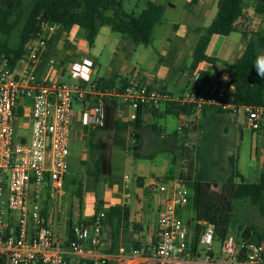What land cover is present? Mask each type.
Here are the masks:
<instances>
[{
    "label": "built area",
    "instance_id": "2783aa9c",
    "mask_svg": "<svg viewBox=\"0 0 264 264\" xmlns=\"http://www.w3.org/2000/svg\"><path fill=\"white\" fill-rule=\"evenodd\" d=\"M61 30L59 24L41 22L14 67L7 60L0 61V264H71L67 255H82L88 247L100 258L77 264H107L106 251L111 244L105 234V212H100L90 225H74L67 248H62L50 224L51 216L38 202L44 187L64 195L75 101L83 106L85 126L94 129L105 127L108 102L114 98L145 114L176 103L191 105L198 112L215 108L232 116L243 109L253 131L264 128V106L238 109L226 101L223 92L173 95L150 81L101 90L92 81L95 62L85 51L81 52V64L70 67L71 78L77 82L51 79L43 59L50 41ZM161 191L168 196L158 212L157 233L151 243L153 256L148 264H264V241L248 242L233 235L222 242V261H214L211 253L216 227L207 221L201 223L200 237L205 258H191L188 229L178 216L180 209L189 206V190L179 182L169 193L166 186ZM31 199L35 201L30 208ZM120 252L127 254L125 249ZM129 255L140 256L142 252L133 249Z\"/></svg>",
    "mask_w": 264,
    "mask_h": 264
},
{
    "label": "rangeland",
    "instance_id": "374dc122",
    "mask_svg": "<svg viewBox=\"0 0 264 264\" xmlns=\"http://www.w3.org/2000/svg\"><path fill=\"white\" fill-rule=\"evenodd\" d=\"M24 1L23 12L12 19L14 23L19 24L11 35L10 40L14 44L19 42L20 30L33 5L32 0ZM122 1L127 12L137 14L142 12L148 1L164 6V20L162 24L156 26L150 46H137L123 35L113 32L111 28L103 27L95 46L91 48L85 45L83 48L81 42L85 40V31L81 28L75 30L76 28L73 27L69 33V42L76 43L77 49L63 47L64 39H61L47 59L45 66L50 64L59 72L63 68L66 69V74L62 75L61 80L75 83L77 81L71 78L69 68L72 65L81 64V52L85 51L95 62L92 81L114 78L118 86L122 81L146 83L148 79H152L158 82L165 72L163 84L170 91L176 92V81L182 79L177 74L181 58L179 56L182 51L190 49L191 42L195 46L198 41V34L192 31V27L207 26L211 22L212 14L206 15L207 12L203 8L205 5L202 8L191 7L192 0ZM257 3V0H244V7L254 18L253 29L264 31V15L255 12ZM213 12L214 14L218 12L217 5ZM174 24L188 28L190 40L183 43H180L181 38L169 40L177 30ZM239 38L245 41L241 33L233 34L229 40L235 42L239 41ZM183 57L186 59L184 66H187L190 54ZM73 112L76 125L73 127L69 142L68 173L65 179L64 195L52 191L49 187H44L38 199L39 204L51 216L50 224L55 237L57 239L59 237V242L67 241L71 225L77 224L81 218L82 220L87 219L94 209L95 211L100 209L101 205L97 199H101L107 191H113L114 183H121L125 176H128L132 192L145 196L147 204L153 205L156 202L159 205L168 196L167 193L161 191V187L166 186L169 193L174 185L181 182L180 177L183 171L188 170L185 158V150L188 148L193 151L194 177H199L203 182L214 181L217 184L214 190L221 192L226 199L233 214L231 234L235 237L241 236L239 229L247 226H256L264 233V217L259 209L249 201L231 199L224 191L226 180L231 173L230 157L237 159V168L245 177L248 174L252 175L258 166V161L252 160L251 154L255 147L259 149L263 147L262 129L258 132L254 131L251 143L250 131L246 130L248 128L245 123H239L238 126L228 124V133L223 130L218 131L215 137L216 132L212 131V123L204 125L202 132L205 134H197L194 130L179 129V119L175 116H167L156 121L160 130L158 133L152 128H143L140 131L142 150L140 149L138 154L141 158L136 161L131 151L133 144L131 129L114 134V131L95 130L91 126H85L82 116L83 106L77 101L74 102ZM243 113L242 109L241 114L244 115ZM134 114L131 108L121 103L117 119L123 122L125 119H132ZM27 129L31 130L29 126ZM255 133H258L257 136ZM26 137L29 140L31 133L28 132ZM99 142H104L109 146L107 153H111L112 176L102 177L98 182L92 174L96 169L97 158L103 153V150L95 147ZM137 165L139 174L142 176L140 178L134 175ZM248 178L252 182L251 177ZM138 181H146V184L155 185L158 189L152 193L148 186L143 187L138 184ZM188 190L191 198L193 190L189 188ZM34 201L31 199L30 208ZM187 208L188 212L193 215L192 220L186 223L187 228L193 230L198 221L191 204ZM199 224L202 227V224ZM221 247V242H214L213 250L216 255L221 251ZM199 254V260H203L206 251L202 244H199Z\"/></svg>",
    "mask_w": 264,
    "mask_h": 264
},
{
    "label": "trees",
    "instance_id": "16d2710c",
    "mask_svg": "<svg viewBox=\"0 0 264 264\" xmlns=\"http://www.w3.org/2000/svg\"><path fill=\"white\" fill-rule=\"evenodd\" d=\"M255 12L264 15V0H257ZM33 5L19 33V42H11V35L18 27V23L13 22V17L23 12L25 7L24 0H0V61L7 60L10 66L22 58L25 45L34 38L38 32L41 22L59 24L62 30L57 33L50 41L48 50L43 59V67L47 59L56 48V44L61 39L63 47L73 49L69 42L70 31L73 27L81 28L85 31V40L89 47H94L96 40L103 27H109L115 33L121 34L131 40L135 45L150 46L156 26L162 24L165 17L163 5L148 1L146 7L140 14L129 13L124 7L122 0H32ZM198 0H193L191 7L197 4ZM246 10L244 0H219L218 13L208 27L198 29L199 39L194 47L193 64L195 69L202 62L214 64L218 59L206 55V49L213 35L230 36L239 32L246 41L245 49L241 57L236 59L231 65L233 76L229 88L223 91L226 101L240 109L246 106H264V76L260 75L259 59L264 57V31L253 29V24H244ZM209 78L208 71H202L199 75V88L192 89L194 93H199ZM101 90L111 88H123L128 84L122 81L118 86L114 78L101 79L96 81ZM118 99L109 100L107 106V119L104 131H121L131 129L133 144L131 151L133 156L138 159V152L141 149L140 131L144 128L142 110L136 111L135 119L130 123L116 119ZM209 109L205 108L204 110ZM215 109V108H212ZM203 110V111H204ZM222 112L219 109H215ZM197 110L191 106L181 104L167 105L160 111H154L152 116L158 120L167 116L179 117L185 115L193 117ZM223 113V112H222ZM116 142V139H114ZM119 144V143H117ZM123 145V144H122ZM96 148L103 150L97 158L95 171L92 174L99 182L102 177L112 176L111 153L108 144L99 142ZM185 158L188 170L181 174V183L190 190L193 196L189 197V205L194 209L196 220L199 223L207 221L216 227L215 238L219 242L232 235L230 226L233 221V214L228 207L226 199L221 192L214 188L217 184L213 182H203L199 177H194V157L192 149L185 150ZM231 173L225 183L224 191L233 200H245L256 206L264 217V174L261 182L251 183L246 181L244 176L237 168V159L230 157ZM111 180V179H110ZM239 180V181H238ZM119 208L111 207L106 212V220L114 218V211ZM100 210L98 209L97 212ZM122 211V210H121ZM91 221H84L80 224L90 225ZM74 225H71L70 230ZM241 236L239 240L248 242L264 241V233L256 226H247L239 229ZM69 244V240L66 245ZM199 242L195 240L192 244V253H197Z\"/></svg>",
    "mask_w": 264,
    "mask_h": 264
},
{
    "label": "crops",
    "instance_id": "0c3cea01",
    "mask_svg": "<svg viewBox=\"0 0 264 264\" xmlns=\"http://www.w3.org/2000/svg\"><path fill=\"white\" fill-rule=\"evenodd\" d=\"M193 1V0H192ZM153 2V1H152ZM156 3V2H155ZM219 0H198L197 4L193 6L194 8H202L203 5H205L203 8L206 10V15L212 14L211 22L207 26H197L195 28L192 27V31L194 33L198 34L199 39V33L198 29L202 27H208L211 25L213 20L215 19L217 13L214 14V8L217 5L218 6ZM246 20H244V24L254 23V18L250 16L249 11L246 10L245 14ZM174 27L177 28L176 33L170 37L169 40H178V38H181L182 40L180 43H183L186 40H190V30L188 28H183L180 24H174ZM77 30L78 27H75ZM79 30V29H78ZM239 32L233 33L238 34ZM230 36H221V35H213L211 37L210 43L206 49V55L211 58L218 59V62L211 64L208 62H202L198 65L197 68H193V55H194V47L193 42H191L192 46L189 50L182 51V54H180L179 57V69L178 73L182 79H179L176 81V92L170 91L164 84V77L165 72L162 74L160 81L156 82L155 80L148 79L147 81H150L154 87H157L161 90L168 91L169 93L173 95H179L183 94L186 91L197 89L199 88V75L202 71H208L209 72V78L206 83V85L201 88L199 93L202 94H208V95H215L218 93L223 92L230 86V82L233 76L232 70L230 69L229 65H231L236 59L242 56L246 41L239 38V41H230ZM98 39V38H97ZM184 39V40H183ZM70 40V39H69ZM85 41V42H84ZM97 41V40H96ZM71 45L77 49V44L70 41ZM197 43V42H196ZM83 45V48L85 45H88L86 40H83L81 42ZM96 44V43H95ZM95 46V45H94ZM82 47V46H81ZM186 54H190V59H188L187 66H184V63L186 59H184ZM182 61V63H181ZM45 71L48 72L49 78H60L62 75L66 74V69H62L61 72L59 70L52 68L51 66L47 67L45 66ZM70 70V68H69ZM186 77V79L184 78ZM99 81V80H98ZM129 83V82H128ZM121 100L118 99V108L116 113V119L118 116V110L121 105ZM133 110V109H132ZM134 111V110H133ZM135 112V111H134ZM244 115L241 114V111L238 112L237 115L232 116L229 113H222L215 109L209 108L201 112H197V114L193 117H187L185 115H181L177 117L179 119V129L183 131L194 130L197 134H205L202 132V129L205 124H213L212 131H215L214 133L215 137H217L218 131H224L225 133H228L229 131V125L228 124H234L235 126H238L239 123H245L247 128L246 130L250 131V140L251 143L253 141V134L254 131L250 128L247 122V117L245 113ZM136 112L132 119H125V123H130L135 119ZM144 121V128H152L154 131L156 130L157 133L160 131L158 129V125L156 124V119L152 116V113H146L143 116ZM123 121V122H124ZM76 125V121L74 123V126ZM73 126V127H74ZM98 130V129H95ZM264 133V128L262 129ZM113 132V131H111ZM258 132V131H257ZM115 134V131H114ZM244 134V133H243ZM256 136L258 133H255ZM209 135V132H208ZM163 136V134H162ZM166 138V137H165ZM218 139L216 138V141ZM141 150H142V144L140 141ZM135 158V157H134ZM141 158V155L139 154V158L135 160H139ZM251 159L254 161H258V166L253 171L252 175H249L244 178L246 181H249L248 177H251V183H260L262 175L264 174V144L262 149H259L257 147L254 148L251 154ZM111 166H112V158H111ZM239 166V164H238ZM138 165L136 167V173L134 174L137 178H140ZM126 177V176H125ZM115 181V180H114ZM146 181H138V184H140L143 187L148 186L150 189V192L154 193L157 191V186L155 185H148L145 183ZM131 184L128 182V180L123 179L118 183H114V190L111 192H106L104 196L101 199H97L99 205H101V208L99 209V212H107L111 207L119 208V210L114 211V218L106 220V229L105 234L110 242V248L107 253V264H148L150 259L153 256V252L151 250V243L153 239L155 238V235L157 233V221H158V212L161 210V208L166 204L167 197L162 200V202L158 205L156 202L154 204H147L145 202L146 197L141 196L139 194H136L135 192H132L131 190ZM188 208L180 209L178 211V216L182 219L184 224L187 227V221L190 222L192 220V214L188 212ZM122 210V211H121ZM99 213L97 210L92 212V214L85 220H82V218L79 220L77 224H80L84 221H91L93 218H95ZM74 224V225H77ZM188 229V228H187ZM190 229V228H189ZM189 240L191 244V250H190V257L200 259L199 254V244H200V237L203 231V228L200 226L199 222L195 224V228L193 230H189ZM70 235V229L68 232V239L66 242L61 243L59 242V246L62 248H67L66 243L69 240ZM198 241V250L197 253H192V244ZM58 241L59 237H58ZM216 242H218L216 240ZM121 249H125L127 251V254H122L120 252ZM133 249H139L142 252V255L140 256H130L129 253ZM211 257L214 261H222V247L221 251L216 255L214 250L212 249ZM100 258V254L93 250L91 247L87 248V251L78 256L74 255H67V260L71 264H77L78 261H95ZM202 261V260H201Z\"/></svg>",
    "mask_w": 264,
    "mask_h": 264
},
{
    "label": "clouds",
    "instance_id": "9594fccd",
    "mask_svg": "<svg viewBox=\"0 0 264 264\" xmlns=\"http://www.w3.org/2000/svg\"><path fill=\"white\" fill-rule=\"evenodd\" d=\"M260 75L264 76V57L260 58L259 61Z\"/></svg>",
    "mask_w": 264,
    "mask_h": 264
}]
</instances>
